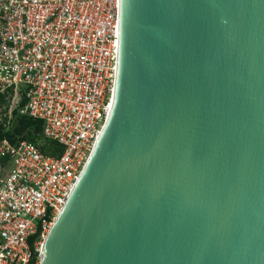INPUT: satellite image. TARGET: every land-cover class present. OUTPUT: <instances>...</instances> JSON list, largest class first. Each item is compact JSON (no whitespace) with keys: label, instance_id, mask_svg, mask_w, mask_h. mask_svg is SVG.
Instances as JSON below:
<instances>
[{"label":"water","instance_id":"1","mask_svg":"<svg viewBox=\"0 0 264 264\" xmlns=\"http://www.w3.org/2000/svg\"><path fill=\"white\" fill-rule=\"evenodd\" d=\"M39 264H264V0H118L101 131Z\"/></svg>","mask_w":264,"mask_h":264},{"label":"built area","instance_id":"2","mask_svg":"<svg viewBox=\"0 0 264 264\" xmlns=\"http://www.w3.org/2000/svg\"><path fill=\"white\" fill-rule=\"evenodd\" d=\"M118 0H0V94L61 145L0 140V264H39L107 116ZM33 237L29 243V237Z\"/></svg>","mask_w":264,"mask_h":264},{"label":"trees","instance_id":"3","mask_svg":"<svg viewBox=\"0 0 264 264\" xmlns=\"http://www.w3.org/2000/svg\"><path fill=\"white\" fill-rule=\"evenodd\" d=\"M7 93L0 94V140L8 138L10 141L18 139H27L38 143L44 153L59 155L62 147L56 141L44 138L42 133V121L33 118L29 115H22L18 113L17 109L12 111L11 119L7 122L8 102L6 99ZM33 237H29V243L32 242Z\"/></svg>","mask_w":264,"mask_h":264},{"label":"rangeland","instance_id":"4","mask_svg":"<svg viewBox=\"0 0 264 264\" xmlns=\"http://www.w3.org/2000/svg\"><path fill=\"white\" fill-rule=\"evenodd\" d=\"M2 116V115H1ZM1 116H0V118H1Z\"/></svg>","mask_w":264,"mask_h":264}]
</instances>
